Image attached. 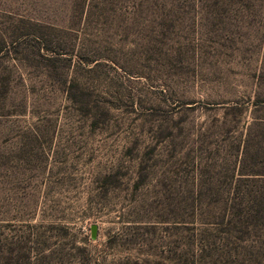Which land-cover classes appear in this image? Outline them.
I'll list each match as a JSON object with an SVG mask.
<instances>
[{"label": "rangeland", "instance_id": "374dc122", "mask_svg": "<svg viewBox=\"0 0 264 264\" xmlns=\"http://www.w3.org/2000/svg\"><path fill=\"white\" fill-rule=\"evenodd\" d=\"M0 264H264V0H0Z\"/></svg>", "mask_w": 264, "mask_h": 264}]
</instances>
